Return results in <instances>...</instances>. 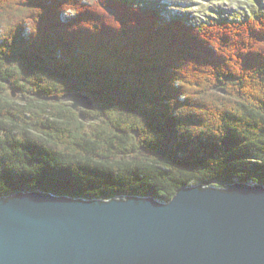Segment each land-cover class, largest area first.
<instances>
[{"label": "trees", "instance_id": "1", "mask_svg": "<svg viewBox=\"0 0 264 264\" xmlns=\"http://www.w3.org/2000/svg\"><path fill=\"white\" fill-rule=\"evenodd\" d=\"M180 14L146 0H0V197L167 203L192 184H264V9ZM79 91L97 108L85 121L63 102Z\"/></svg>", "mask_w": 264, "mask_h": 264}, {"label": "water", "instance_id": "2", "mask_svg": "<svg viewBox=\"0 0 264 264\" xmlns=\"http://www.w3.org/2000/svg\"><path fill=\"white\" fill-rule=\"evenodd\" d=\"M63 102L94 108L80 91ZM0 264H264V184L188 185L167 203L17 191L0 197Z\"/></svg>", "mask_w": 264, "mask_h": 264}, {"label": "rangeland", "instance_id": "3", "mask_svg": "<svg viewBox=\"0 0 264 264\" xmlns=\"http://www.w3.org/2000/svg\"><path fill=\"white\" fill-rule=\"evenodd\" d=\"M152 1L158 2V0H152ZM165 1L167 2V5L166 7H164L166 9H162L163 12L166 13L168 9L175 8L176 11L173 12L174 15H177V13L179 12L189 13L188 20H192V21H195L198 18L202 19V17H204V14H206L208 17H215V18L242 17L244 16V14L246 13L248 9L252 8V6H255L256 8H260V4L257 0H245V1L243 0H163V3H166ZM176 2L182 3L181 5L183 6V8L181 7L178 8V4H175ZM173 5H175V7ZM156 7L157 9L160 10L161 6L159 3H156ZM210 8H213V9H210ZM171 16H173V14H171ZM62 18H65L64 14L62 15ZM165 18L167 19V17ZM0 41H1V36H0ZM4 94H7V96L11 95V99L16 100L17 102H20V101L24 102L25 100V98L21 95V93L18 90L14 89V87L10 84H7V88ZM91 98L94 103L93 110H96L97 108H96L94 98L92 96ZM76 113L80 114V111ZM91 120L92 119H88V121H91Z\"/></svg>", "mask_w": 264, "mask_h": 264}, {"label": "bare ground", "instance_id": "4", "mask_svg": "<svg viewBox=\"0 0 264 264\" xmlns=\"http://www.w3.org/2000/svg\"><path fill=\"white\" fill-rule=\"evenodd\" d=\"M163 3V2H162ZM164 4V3H163ZM220 13V12H219ZM187 20H188V18H187ZM192 21V20H191ZM199 21V20H198ZM186 22V21H185ZM190 24V23H189ZM199 24V23H198ZM202 24V23H201Z\"/></svg>", "mask_w": 264, "mask_h": 264}]
</instances>
